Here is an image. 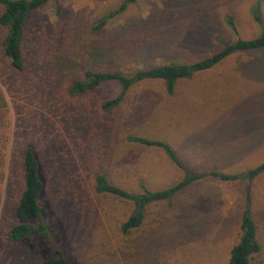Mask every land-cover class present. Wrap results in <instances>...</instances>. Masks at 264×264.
Listing matches in <instances>:
<instances>
[{"label":"rangeland","instance_id":"rangeland-1","mask_svg":"<svg viewBox=\"0 0 264 264\" xmlns=\"http://www.w3.org/2000/svg\"><path fill=\"white\" fill-rule=\"evenodd\" d=\"M123 1L58 0L34 11L22 71L1 50L0 26V264H45L57 250L75 264H226L245 207L262 246L251 264H264V174L195 181L172 200L150 205L143 225L130 233L121 224L133 204L93 186L98 172L141 192L172 186L186 170L235 173L263 162L264 50L234 53L179 81L173 93L160 80L141 82L113 113L101 111L98 101L118 95V84L79 98L67 88L83 61L132 72L143 62L193 61L253 38L264 30V0H137L101 33L91 30ZM257 2L261 23L253 16ZM64 52L76 55L75 65L53 61ZM131 133L168 141L183 167L161 149L129 141ZM28 145L45 168L49 232L14 242L9 233L18 222Z\"/></svg>","mask_w":264,"mask_h":264},{"label":"trees","instance_id":"trees-1","mask_svg":"<svg viewBox=\"0 0 264 264\" xmlns=\"http://www.w3.org/2000/svg\"><path fill=\"white\" fill-rule=\"evenodd\" d=\"M52 1L58 0H0V5L3 7V11L0 14V26L6 30L1 42V50L10 61L14 70L22 71L26 67V60L29 55L27 34L31 15L34 11L42 9ZM136 1L124 0L118 7L108 9L104 15L93 22L91 30L101 33L106 26L110 25L114 19L123 14ZM253 16L258 23L262 22L260 2H257L254 6ZM226 22L234 31H237L232 16H227ZM59 34L64 35L63 39H66L65 34L67 32L62 31ZM72 39L75 38L72 37ZM67 45H69V42ZM258 50H264V30L250 39L238 38L226 44L217 52L203 58L188 62H143V66L132 72H126L122 68L111 66H95L89 61L81 60V62H87V65L84 64L79 73L69 80L67 85L68 96L79 98L106 83L114 82L120 87L118 95L98 101V108L101 111L113 113L121 107L128 92L141 82L160 80L165 84L167 92L173 93L179 81L214 68L230 55L237 52ZM101 51L97 50L96 53L101 55ZM76 60H78L76 55L67 56L65 52L63 54L57 53L53 56V61H57L64 67L75 65ZM81 62L79 61V65ZM127 139L146 147L161 149L172 162L183 167L177 151L168 141L137 133L129 134ZM22 164L24 188L16 208L18 222L11 228L9 233V239L14 242H28L35 234L46 235L49 232V225L43 221L46 190L45 168L32 145L26 146ZM262 174H264V161L255 167L235 173L219 170L199 173L186 170L183 178L172 186L158 190L144 187L143 191L137 192L119 185L109 178L107 173L98 172L93 178V186L97 193L107 194L133 204V212L121 224V230L125 233H130L143 225L146 210L150 205L172 200L195 181L206 177H213L223 181L250 180ZM261 250L262 246L258 238V225L249 208L245 207L239 224V240L231 249L230 258L226 264H251L252 258L258 255ZM45 264L75 263L69 261L61 250H57L56 254L45 256Z\"/></svg>","mask_w":264,"mask_h":264}]
</instances>
